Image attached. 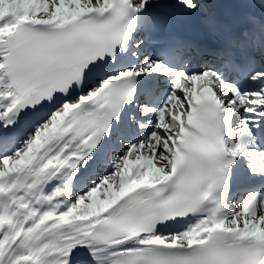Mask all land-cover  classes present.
<instances>
[{"label":"snow or ice","instance_id":"6c2138e0","mask_svg":"<svg viewBox=\"0 0 264 264\" xmlns=\"http://www.w3.org/2000/svg\"><path fill=\"white\" fill-rule=\"evenodd\" d=\"M0 0V264H264V0Z\"/></svg>","mask_w":264,"mask_h":264}]
</instances>
